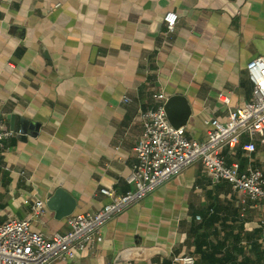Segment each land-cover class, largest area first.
<instances>
[{
    "label": "crops",
    "instance_id": "1",
    "mask_svg": "<svg viewBox=\"0 0 264 264\" xmlns=\"http://www.w3.org/2000/svg\"><path fill=\"white\" fill-rule=\"evenodd\" d=\"M258 56L264 0H0V112L21 131L0 149V222L31 218L42 200L33 230L67 231L69 216L48 206L58 188L76 199L73 214L100 210L110 201L102 188H130L140 114L158 108L155 94L184 96L186 135L203 141L207 121L251 99L247 65ZM221 153L264 174L260 135ZM185 254L195 264H264L263 203L214 182L201 162L108 221L68 264H172Z\"/></svg>",
    "mask_w": 264,
    "mask_h": 264
},
{
    "label": "built area",
    "instance_id": "2",
    "mask_svg": "<svg viewBox=\"0 0 264 264\" xmlns=\"http://www.w3.org/2000/svg\"><path fill=\"white\" fill-rule=\"evenodd\" d=\"M177 17L172 12L165 15L164 21L170 30ZM247 72L254 84L251 99L232 110L226 121L218 118L207 121L211 128L203 141L189 138L184 127L175 128L165 111L167 96L155 94L154 98L160 102L158 108L140 114L144 133L136 146L137 162L127 178L128 191L116 194L111 188H102L101 193L110 198L108 203L93 213L70 215L69 229L51 237L32 228V218L44 215L47 210L45 201H35L31 218L14 217L0 222V264H55L57 261L68 264L78 251L94 248L108 221L195 162L204 165L207 176L214 182L227 180L248 199L264 205V174L259 170L242 172L238 162L229 166L221 153L226 145L238 146L244 135L251 138L260 135L264 143V56L251 60ZM20 133L6 125L0 112V149L5 141ZM245 149L254 151L255 143L247 144ZM195 262L193 254L174 256L172 260V264Z\"/></svg>",
    "mask_w": 264,
    "mask_h": 264
},
{
    "label": "water",
    "instance_id": "3",
    "mask_svg": "<svg viewBox=\"0 0 264 264\" xmlns=\"http://www.w3.org/2000/svg\"><path fill=\"white\" fill-rule=\"evenodd\" d=\"M165 111L169 121L175 128L185 126L191 115L187 99L182 95L169 97L165 103ZM48 206L56 212L58 218H63L74 213L77 201L69 192L63 188H58L49 198ZM161 251L158 248H153L146 250V253L150 255L152 253H161Z\"/></svg>",
    "mask_w": 264,
    "mask_h": 264
}]
</instances>
